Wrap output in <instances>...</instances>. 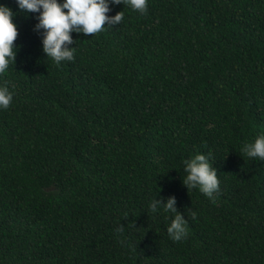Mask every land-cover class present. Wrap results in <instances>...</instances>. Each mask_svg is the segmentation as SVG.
<instances>
[{"label": "trees", "instance_id": "16d2710c", "mask_svg": "<svg viewBox=\"0 0 264 264\" xmlns=\"http://www.w3.org/2000/svg\"><path fill=\"white\" fill-rule=\"evenodd\" d=\"M15 15L0 76V264H264V0L127 3L119 24L72 32L74 59L42 51L38 13ZM66 11V10H65ZM209 156L214 199L182 180ZM175 196L174 214L149 208ZM195 212V218L191 213ZM120 228V231L117 229Z\"/></svg>", "mask_w": 264, "mask_h": 264}, {"label": "clouds", "instance_id": "9594fccd", "mask_svg": "<svg viewBox=\"0 0 264 264\" xmlns=\"http://www.w3.org/2000/svg\"><path fill=\"white\" fill-rule=\"evenodd\" d=\"M15 3L18 9L26 13H38L34 29H43L42 51L45 57L59 64L74 59L75 47L70 46L74 44V40L70 33L96 34L123 20L122 10L114 15L107 14L111 11L110 4L127 3L132 9L144 14L148 0H15ZM14 15L10 7L0 3V76L7 72L10 64L13 65L17 52L14 41L18 28L13 21ZM12 99L13 92L10 91L8 83H0V109L8 108ZM241 151L248 157L264 160V133L258 134L251 142H244ZM183 165L186 175L182 182L187 189L198 188L200 192L214 199L220 181L209 156L197 152L185 159ZM175 203V196H168L162 204L161 201L152 199L149 208L153 213L162 210L174 214L166 231L173 241H182L187 237L188 225L185 215L177 211ZM191 215L195 218L196 213L192 212Z\"/></svg>", "mask_w": 264, "mask_h": 264}]
</instances>
